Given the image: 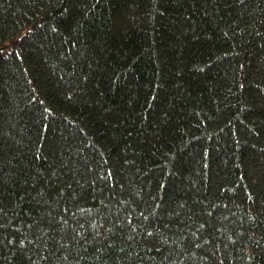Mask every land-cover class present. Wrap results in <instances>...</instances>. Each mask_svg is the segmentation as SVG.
Listing matches in <instances>:
<instances>
[{"label":"trees","instance_id":"obj_1","mask_svg":"<svg viewBox=\"0 0 264 264\" xmlns=\"http://www.w3.org/2000/svg\"><path fill=\"white\" fill-rule=\"evenodd\" d=\"M0 264H264V0H0Z\"/></svg>","mask_w":264,"mask_h":264}]
</instances>
